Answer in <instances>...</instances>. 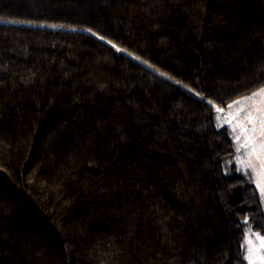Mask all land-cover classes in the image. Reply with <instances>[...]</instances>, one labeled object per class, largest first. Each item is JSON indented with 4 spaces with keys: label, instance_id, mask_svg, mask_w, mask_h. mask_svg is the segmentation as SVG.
Masks as SVG:
<instances>
[{
    "label": "trees",
    "instance_id": "trees-1",
    "mask_svg": "<svg viewBox=\"0 0 264 264\" xmlns=\"http://www.w3.org/2000/svg\"><path fill=\"white\" fill-rule=\"evenodd\" d=\"M262 87L264 0H0V264H246Z\"/></svg>",
    "mask_w": 264,
    "mask_h": 264
},
{
    "label": "rangeland",
    "instance_id": "rangeland-1",
    "mask_svg": "<svg viewBox=\"0 0 264 264\" xmlns=\"http://www.w3.org/2000/svg\"><path fill=\"white\" fill-rule=\"evenodd\" d=\"M251 95L234 100L229 104L232 105L231 108L229 105L220 108L223 111L216 112L215 121L218 127L227 128L235 148L233 158L223 164L224 168L233 163L238 171L257 187L264 211V191H262L264 190V147H262L264 146V131L261 125V117L264 116L261 112L264 104L261 101L264 100V96H257L251 100L244 99ZM236 101H242V103L236 104L234 103ZM258 236L264 237L251 230L249 226H245L246 264H264L262 261L264 248H261ZM249 249L252 250L251 253Z\"/></svg>",
    "mask_w": 264,
    "mask_h": 264
},
{
    "label": "snow or ice",
    "instance_id": "snow-or-ice-1",
    "mask_svg": "<svg viewBox=\"0 0 264 264\" xmlns=\"http://www.w3.org/2000/svg\"><path fill=\"white\" fill-rule=\"evenodd\" d=\"M100 39H103V37H100ZM114 48L116 47V45H112ZM117 51H122L121 49H119V48H117ZM138 59V58H137ZM161 75H164L163 73H161ZM257 96H264V88H262V89H260L258 92H254V93H252V95L250 96V97H246V98H244L245 100H251V99H255ZM234 103H236V104H240V103H242V101H236V102H234ZM261 103L262 104H264V100H262L261 101ZM232 107V105H229V108H231ZM217 111L218 112H222L223 111V109H220V108H217ZM261 112L262 113H264V108H261ZM261 125H262V131H264V116H262L261 117ZM262 147H264V146H262ZM262 191H264V190H262ZM259 240H260V246H261V248H264V237H257ZM249 243H251L250 241H249ZM251 249H249V252L251 253ZM262 261H264V258H262Z\"/></svg>",
    "mask_w": 264,
    "mask_h": 264
}]
</instances>
